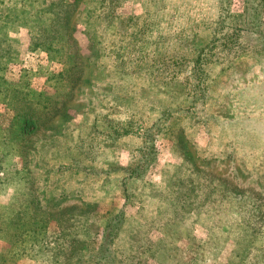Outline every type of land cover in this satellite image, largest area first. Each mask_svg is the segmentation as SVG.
I'll use <instances>...</instances> for the list:
<instances>
[{"label":"rangeland","instance_id":"374dc122","mask_svg":"<svg viewBox=\"0 0 264 264\" xmlns=\"http://www.w3.org/2000/svg\"><path fill=\"white\" fill-rule=\"evenodd\" d=\"M226 2L0 0V264H264V20Z\"/></svg>","mask_w":264,"mask_h":264},{"label":"trees","instance_id":"16d2710c","mask_svg":"<svg viewBox=\"0 0 264 264\" xmlns=\"http://www.w3.org/2000/svg\"><path fill=\"white\" fill-rule=\"evenodd\" d=\"M226 0H220V6L222 7V10H224V17H227V13H228V2L225 3ZM246 2V6H245V10L251 8V6L256 5V7H252L250 10H252L253 15H254V21L252 23V27L255 30L260 29L259 24H263V20H264V0H244ZM246 14V12H245ZM228 22L226 21L225 18L221 19V22L217 25L218 26V30H224V29H230V30H236L235 24L233 20H230L229 18H227ZM262 28V27H261ZM234 32V31H233ZM253 33V32H251ZM237 33L234 32L233 35H235V39H230V38H226L225 40V47L227 50H231L232 48L235 47L236 44L239 43L240 39L237 37L236 35ZM254 34V33H253ZM240 35L244 36L242 33H240ZM198 65H200V63L198 62ZM193 68V72L197 71V62L192 66ZM196 74L194 73V77ZM196 85H198V81H195ZM23 124L22 126L26 128L27 125H32V121L31 120H27L25 118H23ZM141 131L140 135L144 140L143 143V154L142 157L138 163V167L134 168L133 170H131L134 175H138V176H142L145 175L149 169V162L153 161L155 159V155H156V144L155 142L157 141V137L160 136L161 134V130L159 127L156 126H152V127H147L146 129L143 130H139ZM74 161V160H73ZM81 161L84 162V164H81ZM87 158L83 157L82 159H80L78 162L76 163V173H79L80 175H84V173L86 175H88V171L91 168H87ZM73 163V162H72ZM78 174V175H79ZM32 209V208H31ZM34 212H39L40 215H50L51 219L53 218L54 214L49 213L47 207L42 206L41 204H36L35 207L33 208ZM119 227H114L111 223H105L103 225V231H102V239L101 242L104 243L105 245L101 247L102 249V254L106 255V252H110L111 253V247H110V242L112 241V238L114 237V235L119 231ZM15 230V229H14ZM17 231V230H15ZM107 238V239H105ZM107 251H106V250Z\"/></svg>","mask_w":264,"mask_h":264}]
</instances>
